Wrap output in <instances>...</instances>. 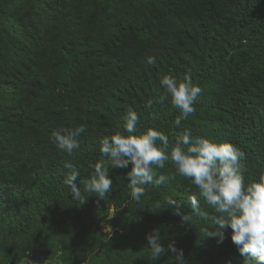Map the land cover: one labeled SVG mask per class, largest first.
Masks as SVG:
<instances>
[{"label": "trees", "instance_id": "obj_1", "mask_svg": "<svg viewBox=\"0 0 264 264\" xmlns=\"http://www.w3.org/2000/svg\"><path fill=\"white\" fill-rule=\"evenodd\" d=\"M189 73L202 94L195 114L176 127L180 113L170 96L152 107L148 101L166 95L162 76L182 82ZM129 109L140 117L134 134L151 128L174 143L190 130L232 144L244 153L246 183L258 182L264 0H0V249L19 246L27 233L43 239L38 256L52 261L58 253L49 246L59 232L70 249L67 264H75L83 246L94 264H177L170 243L183 251L185 264H244L230 228L219 243L204 237L203 228L214 230L209 221L183 225L173 214L166 197L190 213L197 189L189 191L190 181L169 163L160 174L175 179L147 185L139 202L128 187L131 164L109 169L112 190L103 201L84 190L80 181L107 160L101 140L124 131ZM81 125L86 132L72 154L51 141L52 132ZM68 162L80 172L82 205L64 183ZM154 231L165 249L155 261L147 242Z\"/></svg>", "mask_w": 264, "mask_h": 264}, {"label": "clouds", "instance_id": "obj_2", "mask_svg": "<svg viewBox=\"0 0 264 264\" xmlns=\"http://www.w3.org/2000/svg\"><path fill=\"white\" fill-rule=\"evenodd\" d=\"M148 63L154 64L155 59L149 58ZM160 84L166 95L150 99L148 106L163 104L170 96L172 106L180 113L174 124L180 127L182 121L195 114L194 105L202 89L193 84L190 73L183 77L182 82L171 75H164ZM139 124V114L129 109L124 131L117 130L101 140L100 153L107 160L93 166L94 172L90 178L80 181L77 168L71 162L64 165L68 170L64 183L73 199L80 201L81 205L87 202L76 184L79 180L86 192L95 193L103 201L112 190L109 169H126L131 164V170L127 172L128 187L132 199L139 202L146 194L147 185L160 186L175 179L174 175L160 174L169 163L178 175L190 181L189 191L192 187L197 189L195 194L189 196L190 213L182 210L183 203L166 197L169 208L180 217L181 223H194L195 218L209 221L214 230L203 228L204 237L216 238L219 243L225 239L222 229L230 228L232 243L245 257L244 264H264V174L258 182L246 183L241 167L244 153L232 144H217L208 138L193 137L190 130H185L173 143L165 134L151 128L134 134ZM85 132L83 125L61 128L52 132L51 141L61 151L72 154L80 147L79 137ZM200 198L212 209L211 213L202 208ZM155 207L160 208L161 205L157 203ZM113 234L118 232L114 231ZM160 239L158 231L147 236L153 261L165 254ZM168 250L175 254L177 264H185L183 251L176 248L174 243L168 245Z\"/></svg>", "mask_w": 264, "mask_h": 264}, {"label": "rangeland", "instance_id": "obj_3", "mask_svg": "<svg viewBox=\"0 0 264 264\" xmlns=\"http://www.w3.org/2000/svg\"><path fill=\"white\" fill-rule=\"evenodd\" d=\"M39 236V235H38ZM53 244L50 247L51 250H56L58 255L55 252V258L52 261H46L44 259L39 258V253H43L45 251V245L43 244V239L38 238L37 236H32L27 233L23 234L20 239V245L10 248L9 250L0 249V264H67V255L70 252L69 246H63L64 239L61 233L55 232L53 234ZM95 240L98 241L97 235L95 236ZM24 247V248H23ZM54 253V252H53ZM97 253V257L99 252ZM94 253H88L87 248L85 246L82 247L81 252L77 256V260L75 264H94L93 260L91 261V256Z\"/></svg>", "mask_w": 264, "mask_h": 264}, {"label": "water", "instance_id": "obj_4", "mask_svg": "<svg viewBox=\"0 0 264 264\" xmlns=\"http://www.w3.org/2000/svg\"><path fill=\"white\" fill-rule=\"evenodd\" d=\"M96 255H97V253H96Z\"/></svg>", "mask_w": 264, "mask_h": 264}]
</instances>
